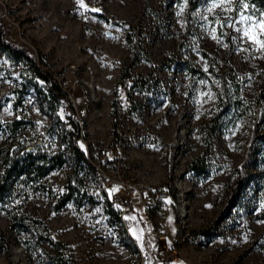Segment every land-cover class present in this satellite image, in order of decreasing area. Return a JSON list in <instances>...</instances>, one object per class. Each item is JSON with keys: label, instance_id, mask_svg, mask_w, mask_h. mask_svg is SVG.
<instances>
[{"label": "rangeland", "instance_id": "rangeland-1", "mask_svg": "<svg viewBox=\"0 0 264 264\" xmlns=\"http://www.w3.org/2000/svg\"><path fill=\"white\" fill-rule=\"evenodd\" d=\"M83 4L14 2L26 42L0 21L6 41L63 93L52 108L48 84L0 45V75L15 81L0 109V264H149L169 255L181 264H264V0H204L190 20L187 0ZM131 27L141 31L143 58L127 82ZM228 67L240 96L226 108L217 94ZM142 78L149 83L132 86ZM70 115L93 168L78 173L77 201L57 208L75 176ZM106 148L121 159L119 171L107 172ZM28 152L66 162L43 179H6L8 160ZM100 163L110 178L151 186L152 201L161 191L168 198L148 210L128 206L123 191L105 187ZM103 188L120 220L108 213Z\"/></svg>", "mask_w": 264, "mask_h": 264}, {"label": "trees", "instance_id": "trees-1", "mask_svg": "<svg viewBox=\"0 0 264 264\" xmlns=\"http://www.w3.org/2000/svg\"><path fill=\"white\" fill-rule=\"evenodd\" d=\"M188 1V19H191V15L193 12L198 8V6L204 0H187ZM101 18L107 20L104 15H100ZM3 25L0 23V45L3 47L4 50L8 51L10 55H12L16 60H28L29 64L31 65V70L33 71L34 75L39 78L40 80L46 82L48 84L49 95L47 98L49 100L50 105L54 106V104L63 97V93L59 87L58 81L53 78L49 73L43 71L37 66L35 59L21 48H18L5 39V33L3 31ZM141 31L140 29L130 28L129 33L127 35V41L129 45L133 49V62L131 66L127 67L123 71V80L129 82L131 79L130 70L141 62L142 60V43H141ZM176 63L175 61L171 62ZM171 64V65H172ZM169 65V68H171ZM183 65L190 70L192 74H203L201 71L194 69V67L186 62ZM222 88L220 92H218L217 97L220 104L224 105L226 108L229 106L230 101H237V98L240 96V83H239V76L237 73L231 68L228 67L222 75H220ZM149 83V79H138L135 80L132 86H145ZM15 89V88H14ZM233 93L234 95H231ZM233 96L236 97L233 98ZM7 101V100H6ZM5 101V102H6ZM61 102V101H58ZM238 102V101H237ZM236 102V103H237ZM119 109V108H118ZM117 110V108H116ZM22 124V119H17L11 125V129L16 131L20 125ZM69 124L70 129H68V138L70 143V159L74 166L75 176L70 178L68 185H67V192L63 194L57 208H62L66 204L70 202H75L78 199V196L81 195V184L82 180L79 178L78 173L83 168H93L92 165L89 163L86 152L81 148L80 140L82 138V132L78 121L75 119L74 115L69 116ZM263 139L262 137H260ZM66 160L63 158L62 154H54V155H33L32 153L28 152L23 155H19L17 157H11L6 165V173L5 178L9 179L12 176L19 178L23 176L25 179H33L36 177L37 179H43L48 174H50L53 170H56L62 167L65 164ZM244 179L247 177L244 174ZM35 179V178H34ZM76 182L74 185L73 183ZM6 186H0V196H2L3 192L5 191ZM102 193L106 198V207L108 209V213L113 217H116L118 220L121 219L120 212L116 211L115 204L111 200L109 191L106 188L102 189ZM87 193L83 194V201L87 198ZM17 221L22 222L23 218L16 217ZM54 244L53 241H50ZM57 246H60L59 244ZM53 264H72V262L66 261L65 259L60 258H52Z\"/></svg>", "mask_w": 264, "mask_h": 264}, {"label": "built area", "instance_id": "built-area-1", "mask_svg": "<svg viewBox=\"0 0 264 264\" xmlns=\"http://www.w3.org/2000/svg\"><path fill=\"white\" fill-rule=\"evenodd\" d=\"M12 9H15L13 0H0V21L5 20L9 22L12 26V29H16L19 33L20 38L26 42L22 37V31L18 24L12 19ZM37 62L39 58L37 57ZM15 88V81L11 77H4L0 75V109L4 105L5 101L10 97L12 91ZM118 149V148H117ZM103 162L107 163L106 165H111L106 168L107 172L120 170L121 169V159L112 157L111 150L104 149L102 152ZM103 165V164H102ZM99 172L105 173L104 169L101 166V163L95 165ZM104 184L105 187L109 190H118L123 191L125 194L124 200L127 202L128 206H141L148 210L149 206L156 205L160 200H166L168 194L166 192H157L154 194V201L151 200L150 196H153V191L151 186L138 187L136 184L129 180L123 179L121 176L115 178H110L107 173H105ZM167 264H176L177 260L174 255H169L167 258H163Z\"/></svg>", "mask_w": 264, "mask_h": 264}, {"label": "crops", "instance_id": "crops-1", "mask_svg": "<svg viewBox=\"0 0 264 264\" xmlns=\"http://www.w3.org/2000/svg\"><path fill=\"white\" fill-rule=\"evenodd\" d=\"M14 2H26V3H30V2H34L35 0H13ZM45 1V0H44ZM149 264H167L164 261L155 259V260H151L149 262ZM176 264H181L180 262H177ZM183 264V263H182Z\"/></svg>", "mask_w": 264, "mask_h": 264}, {"label": "snow or ice", "instance_id": "snow-or-ice-1", "mask_svg": "<svg viewBox=\"0 0 264 264\" xmlns=\"http://www.w3.org/2000/svg\"><path fill=\"white\" fill-rule=\"evenodd\" d=\"M78 3L80 4V7H82V8L85 7V5L83 4V0H78ZM245 7H247V5H245ZM94 11H98V10H94ZM245 35H248V33L245 32ZM253 39L255 40V38H253ZM257 42L261 43V47L264 48V42H261V41H257ZM113 191H115V189ZM110 195H111V193H110Z\"/></svg>", "mask_w": 264, "mask_h": 264}, {"label": "water", "instance_id": "water-1", "mask_svg": "<svg viewBox=\"0 0 264 264\" xmlns=\"http://www.w3.org/2000/svg\"><path fill=\"white\" fill-rule=\"evenodd\" d=\"M108 35H111L110 33H108Z\"/></svg>", "mask_w": 264, "mask_h": 264}]
</instances>
